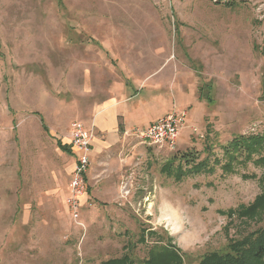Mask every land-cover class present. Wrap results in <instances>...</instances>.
Instances as JSON below:
<instances>
[{"label":"rangeland","instance_id":"1","mask_svg":"<svg viewBox=\"0 0 264 264\" xmlns=\"http://www.w3.org/2000/svg\"><path fill=\"white\" fill-rule=\"evenodd\" d=\"M0 38V75L39 93L17 130L14 107L0 122V264H103L126 253L142 262L170 241L183 264H198L264 228L255 205L264 148L250 157L226 149L264 134V0H0ZM150 44L178 63L169 112H186L178 144L159 149L125 133L96 160L75 220L66 205L72 160L57 140L68 142L73 122L106 99L95 92L123 83L122 67L157 53ZM199 93L212 100L197 103ZM185 154L202 164L188 166Z\"/></svg>","mask_w":264,"mask_h":264},{"label":"crops","instance_id":"2","mask_svg":"<svg viewBox=\"0 0 264 264\" xmlns=\"http://www.w3.org/2000/svg\"><path fill=\"white\" fill-rule=\"evenodd\" d=\"M147 46L143 45V50H146ZM149 51H156L157 53L147 54L146 58L139 60V63L134 61L133 65L122 67L123 73L126 75L123 83L111 87L105 97L95 92V97L106 99L97 103L91 112L88 111L85 121L78 120L94 132L91 150V161L93 160L94 168H89L87 173L88 191L86 195L89 193V179L93 178L95 167L96 169L101 168L96 166V160L103 158L108 153L107 159H109L110 146L124 141L132 134L142 140L138 132L174 111L178 104V63L173 61L170 56L168 57L165 47L161 48V45L150 44ZM3 53L4 44L0 38V63L4 59ZM154 56L156 57L153 58ZM90 72L89 67L84 71V78L88 84L90 83ZM5 79V74L0 75V122L4 125L9 124L8 114L10 112H6L4 108L11 110L14 107L13 110H16V113L12 116L11 124H13L12 129L17 130L16 118L23 113V106L29 107L28 105L32 102L31 99L38 97V88H34L28 80L23 84L18 81L12 84ZM86 89L90 90V86L88 85ZM200 93L198 97L200 100L197 99L196 102L202 104L204 99L200 98ZM11 100H15V106ZM34 115L39 118L42 130L49 133L45 117L37 111L34 112ZM58 139V149L66 153L72 160L70 167L72 178L76 154L71 146V138L68 142ZM114 193H119L117 184Z\"/></svg>","mask_w":264,"mask_h":264},{"label":"trees","instance_id":"3","mask_svg":"<svg viewBox=\"0 0 264 264\" xmlns=\"http://www.w3.org/2000/svg\"><path fill=\"white\" fill-rule=\"evenodd\" d=\"M200 98L212 100L210 95L205 94L200 95ZM263 148L264 134L241 135L233 139L226 147L229 155L235 154L237 157H250L254 152ZM236 156L235 158H237ZM197 157V155L190 154L182 156L184 162L188 166L193 165V167L202 164L196 162ZM255 205L264 207V192L259 196ZM149 231L148 235L150 236L155 233L154 230ZM140 241H146L145 233ZM103 264H183V255L170 241L161 245L155 243L149 250L148 258L142 262H136L130 254L126 253L121 257L108 259ZM198 264H264V228L247 237L233 241L227 253L211 252L206 254Z\"/></svg>","mask_w":264,"mask_h":264},{"label":"built area","instance_id":"4","mask_svg":"<svg viewBox=\"0 0 264 264\" xmlns=\"http://www.w3.org/2000/svg\"><path fill=\"white\" fill-rule=\"evenodd\" d=\"M186 125V112H173L157 119L148 128L138 132L151 147L174 149L182 129ZM71 146L76 154L66 205L71 216L78 220L84 206L83 197L88 191L87 173L91 165V150L94 132L82 121L71 126Z\"/></svg>","mask_w":264,"mask_h":264}]
</instances>
